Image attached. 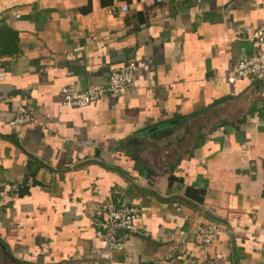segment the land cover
I'll list each match as a JSON object with an SVG mask.
<instances>
[{
	"label": "crops",
	"instance_id": "crops-1",
	"mask_svg": "<svg viewBox=\"0 0 264 264\" xmlns=\"http://www.w3.org/2000/svg\"><path fill=\"white\" fill-rule=\"evenodd\" d=\"M263 19L264 0L1 7L17 52L0 56V264H185L199 247L177 234L196 219L224 227L203 264H264V81L226 80L263 49L242 31ZM130 59L124 94L56 106ZM20 108L34 121L9 125ZM108 203L141 210L120 250L99 248Z\"/></svg>",
	"mask_w": 264,
	"mask_h": 264
},
{
	"label": "built area",
	"instance_id": "built-area-1",
	"mask_svg": "<svg viewBox=\"0 0 264 264\" xmlns=\"http://www.w3.org/2000/svg\"><path fill=\"white\" fill-rule=\"evenodd\" d=\"M121 10L125 11V7L122 6ZM14 15L18 16V14ZM242 31L247 34L253 44L263 46V49L255 50L247 56L240 57L227 74L226 80L229 83L243 78H254L264 81V19L254 28L243 26ZM137 69L138 63L136 60L130 59L123 66L111 71L107 82L102 86L92 85L84 90H77L70 85H64L59 89L56 106L83 108L105 95L111 97L122 95L130 87ZM33 121V113L27 109L20 108L8 120V124L11 126H21ZM140 215V208L134 204L120 203L117 206H113L108 203L104 221L101 223L104 233L98 240L99 248L120 250L122 242L116 238V234L119 231L139 234L138 223ZM223 229L224 227L215 221L196 219L187 229L179 230L177 237L181 241H184L187 237H192L199 247V256L191 257L181 254L178 258L185 264H203L208 262V246L215 235Z\"/></svg>",
	"mask_w": 264,
	"mask_h": 264
},
{
	"label": "trees",
	"instance_id": "trees-1",
	"mask_svg": "<svg viewBox=\"0 0 264 264\" xmlns=\"http://www.w3.org/2000/svg\"><path fill=\"white\" fill-rule=\"evenodd\" d=\"M15 36L16 34L11 28L0 22V56L12 55L17 52ZM169 180H171V177H169ZM185 192H190L193 199L192 205L194 207L201 203L204 193L203 189H193L188 187Z\"/></svg>",
	"mask_w": 264,
	"mask_h": 264
},
{
	"label": "rangeland",
	"instance_id": "rangeland-1",
	"mask_svg": "<svg viewBox=\"0 0 264 264\" xmlns=\"http://www.w3.org/2000/svg\"><path fill=\"white\" fill-rule=\"evenodd\" d=\"M24 1H27V0H2V1H0V8L7 5V4L17 3V2L21 3Z\"/></svg>",
	"mask_w": 264,
	"mask_h": 264
}]
</instances>
